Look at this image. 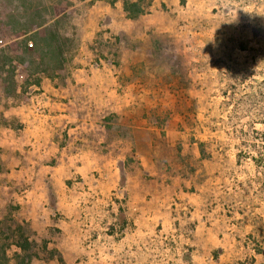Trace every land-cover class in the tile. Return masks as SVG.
Returning <instances> with one entry per match:
<instances>
[{
    "label": "rangeland",
    "instance_id": "rangeland-1",
    "mask_svg": "<svg viewBox=\"0 0 264 264\" xmlns=\"http://www.w3.org/2000/svg\"><path fill=\"white\" fill-rule=\"evenodd\" d=\"M50 3L59 57L0 0V264H264V0Z\"/></svg>",
    "mask_w": 264,
    "mask_h": 264
},
{
    "label": "trees",
    "instance_id": "trees-1",
    "mask_svg": "<svg viewBox=\"0 0 264 264\" xmlns=\"http://www.w3.org/2000/svg\"><path fill=\"white\" fill-rule=\"evenodd\" d=\"M123 9L128 14L130 18H136L142 14L144 11V0H122ZM7 6V19L6 25L9 27L12 36L23 35L29 30L37 27L49 26V31L43 39L44 44L42 48L46 50L52 56H63L64 46H66V39L59 32V19L57 18L56 8L50 3V0H4ZM22 51H26L27 45L25 41L20 42ZM247 46V45H246ZM3 52L0 53V57ZM14 62H10L8 68L5 69V65L2 67V75L0 77L1 83H11L14 77ZM10 70V71H9ZM230 87V91L226 94L235 95V91ZM244 128V127H242ZM237 137L240 142L236 143V154L237 161H240L241 157L248 158L249 155L254 157H259L263 154L261 145L258 143L262 140L264 142V133H256L255 129L247 128L243 131V135ZM253 145H250L252 144ZM256 152V154L254 153ZM259 163L260 161H256ZM264 168V166H263ZM261 231V230H260ZM264 234V233H263ZM264 245V235L261 237L260 241ZM261 245L257 247V254L262 258L264 255V246ZM264 258V257H263ZM62 261V259H59Z\"/></svg>",
    "mask_w": 264,
    "mask_h": 264
},
{
    "label": "built area",
    "instance_id": "built-area-1",
    "mask_svg": "<svg viewBox=\"0 0 264 264\" xmlns=\"http://www.w3.org/2000/svg\"><path fill=\"white\" fill-rule=\"evenodd\" d=\"M26 45H27L28 49L33 48V43L31 41H26ZM5 47H6V41H5L4 37L1 35L0 36V53L3 52Z\"/></svg>",
    "mask_w": 264,
    "mask_h": 264
}]
</instances>
